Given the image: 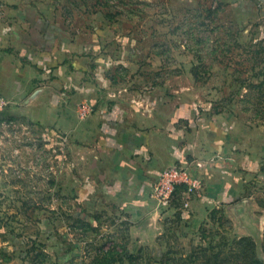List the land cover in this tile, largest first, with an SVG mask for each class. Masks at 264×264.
Returning <instances> with one entry per match:
<instances>
[{
    "label": "rangeland",
    "instance_id": "374dc122",
    "mask_svg": "<svg viewBox=\"0 0 264 264\" xmlns=\"http://www.w3.org/2000/svg\"><path fill=\"white\" fill-rule=\"evenodd\" d=\"M244 11V0H0L27 55L54 62L68 45L120 86H185L196 116L231 115L264 217V26ZM73 154L61 132L0 111V264H264V231L191 237L175 218L148 227L91 206Z\"/></svg>",
    "mask_w": 264,
    "mask_h": 264
},
{
    "label": "crops",
    "instance_id": "0c3cea01",
    "mask_svg": "<svg viewBox=\"0 0 264 264\" xmlns=\"http://www.w3.org/2000/svg\"><path fill=\"white\" fill-rule=\"evenodd\" d=\"M244 1L245 24L262 28L264 0ZM13 24L20 29L23 23ZM10 27L0 22L3 112L63 134L74 152L73 174L81 178L91 206H112L148 227L175 218L191 237L264 231L231 115L196 116L193 102L183 96L185 86H120L117 73H90L86 57L73 59L68 45L54 51V62L42 49L27 55ZM176 164L189 166L202 187L186 206L179 191L174 207L163 212L150 191L159 172Z\"/></svg>",
    "mask_w": 264,
    "mask_h": 264
},
{
    "label": "built area",
    "instance_id": "2783aa9c",
    "mask_svg": "<svg viewBox=\"0 0 264 264\" xmlns=\"http://www.w3.org/2000/svg\"><path fill=\"white\" fill-rule=\"evenodd\" d=\"M5 97L0 94V111L6 106ZM202 187L201 179L189 166L176 164L163 168L153 184L150 196L161 211H167L174 207L177 194L182 191L184 206L187 199L199 191Z\"/></svg>",
    "mask_w": 264,
    "mask_h": 264
}]
</instances>
